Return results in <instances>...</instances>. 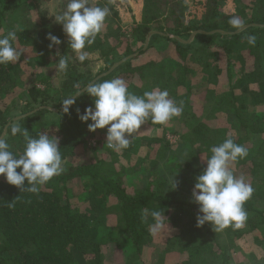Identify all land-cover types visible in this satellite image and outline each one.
Instances as JSON below:
<instances>
[{
	"label": "trees",
	"instance_id": "trees-1",
	"mask_svg": "<svg viewBox=\"0 0 264 264\" xmlns=\"http://www.w3.org/2000/svg\"><path fill=\"white\" fill-rule=\"evenodd\" d=\"M132 1L140 4V17L125 32L110 0H89L91 6L108 7L110 15L83 51L97 53L110 68L79 93L90 83L120 78L136 95L166 89L183 112L163 125L149 119L132 134L129 147L116 152L101 143L106 128L89 132L78 119L76 110L90 106V97L80 95L65 114L64 99L58 108L45 103L55 101L47 94L50 78L20 86L31 59L46 61L59 53L71 61L74 53L62 26L38 2L0 0V37L15 31L11 43L22 53L17 62L0 65V136L17 156L25 142L11 134L14 124L33 137L57 136L65 162L64 172L41 186L38 195L20 192L0 176V264H233L239 238L259 254L247 264H264V0H231L233 9L223 8L224 0H191L192 7L185 0ZM61 2L59 13L68 0ZM233 17L243 20L241 30L230 25ZM49 33L62 43L49 48ZM193 33L192 41L183 42ZM247 35L256 36L255 46L247 43ZM156 40L166 46L154 48ZM167 61L171 68L165 71ZM21 87L23 111L8 120V101ZM168 136L176 137L181 149L164 166L173 165L184 199L169 192L162 177L133 185L136 170L119 159L134 150L144 161L164 159L172 147ZM229 137L248 149L232 166L254 189L244 204L248 219L237 230L216 232L208 223L198 228V205L189 197L195 178L206 167L210 149ZM91 140L101 146L96 160L85 156ZM159 208L167 227L154 231L152 212Z\"/></svg>",
	"mask_w": 264,
	"mask_h": 264
},
{
	"label": "clouds",
	"instance_id": "clouds-1",
	"mask_svg": "<svg viewBox=\"0 0 264 264\" xmlns=\"http://www.w3.org/2000/svg\"><path fill=\"white\" fill-rule=\"evenodd\" d=\"M109 15L108 7L91 6L89 0H68L65 9L53 16L54 22L62 26L68 38V46L80 63L88 58V53L83 50L86 45L94 43ZM229 23L237 30L244 27L243 20L237 17L231 18ZM16 36L15 31H10L0 37V65H8L20 59L22 53L11 43L16 40ZM46 38L50 42L49 48L62 43L60 38L51 33ZM245 39L250 46H255V35H247ZM56 55L59 57L56 71L64 74L68 69L69 58L59 53ZM80 95L90 97L92 104L85 107L82 113L76 110L78 119L87 124L89 132L106 128V143L116 152L127 149L132 134L149 119L154 124L163 125L183 112L182 105L168 98L166 89L136 95L129 92L123 79L114 78L90 83L80 93L66 98L62 103L65 114L69 113ZM11 134L23 136L24 150L21 155H15L10 151L9 143L0 136V176L20 192L38 195L41 186L65 170L59 137L48 133L33 137L19 124L11 127ZM210 151L211 156L206 160V167L196 176L191 193L192 201L198 205L196 227L208 223L216 232L229 227L240 229L248 219L244 204L252 197L254 189L245 182L243 175L237 177L234 174L232 166L248 155V149L229 137ZM174 177L169 181L168 190L177 187ZM152 216L156 220L154 231L167 227V218L162 209L154 210Z\"/></svg>",
	"mask_w": 264,
	"mask_h": 264
},
{
	"label": "rangeland",
	"instance_id": "rangeland-1",
	"mask_svg": "<svg viewBox=\"0 0 264 264\" xmlns=\"http://www.w3.org/2000/svg\"><path fill=\"white\" fill-rule=\"evenodd\" d=\"M30 1V0H28ZM35 3H39V7L46 10L48 12V15L54 19V15L59 13V5L62 3V0H31ZM96 1V0H94ZM118 13V18L120 20L121 28L125 32H129L131 30L132 25L134 22L139 21L140 12H141V6L140 4L134 3L132 0H110ZM186 4L189 7H192L191 0H185ZM223 8H235V4L231 0H224ZM194 34V33H193ZM192 36V35H191ZM189 37L188 40H183V42H189L192 41L193 37ZM64 40L68 41L67 36L65 35ZM148 36V40H149ZM154 48L162 49L164 46H166L165 42L162 41H154L151 43ZM57 56L56 58L50 57V59L46 61H39L38 59H31L29 62L28 70L26 71L27 74L24 75V79L21 82L20 86H22L26 81H30L33 79L34 81H37L41 77H48L50 86L47 91V94L50 95V99L55 100L52 103H49L48 101L45 102L48 104V106L52 108H58L60 107V100L66 99L73 94L76 95L79 93L83 85L89 80L94 77H96L99 73H101L103 70H107L110 68L109 64L106 63L104 59L100 57L97 53H88V58L83 62L80 63L76 59V55L74 54V57L71 59L70 64L68 65L67 72L64 74H61L56 71V62H57ZM158 59H164L162 56ZM55 60V61H54ZM170 61H167V64L165 65V71L167 69L171 68V65H169ZM175 64V62H173ZM169 65V66H168ZM146 84V83H145ZM223 86V84H222ZM42 87V86H41ZM45 88V86H43ZM18 90L15 93V96L11 98L8 101V116L7 119L10 120L14 116L18 115L23 111L24 102L23 99L24 91ZM25 98V96H24ZM63 102V101H62ZM61 102V103H62ZM170 128V126H169ZM169 128H165V131L168 132ZM169 145L172 146L169 149V152L166 153V158L162 159H154V160H148L144 161L143 157L138 155V150H134L130 153V158H123V154L119 155V159H121L122 164L126 166V168H134L136 170V175L133 177L132 184L135 186H142L147 179H151L155 176L165 178L167 180V185L169 187V181L170 179L174 177L175 181L177 182V187L175 190H169V192H172L176 195L178 199H184L186 197V193L181 191L182 189L178 185V175H176V172L174 170H171V166L173 168V165L170 164L167 167L164 166V162H166V159L168 157H174L176 158L177 155H179V151L181 149L180 141L176 137H170L168 136ZM106 142V139L101 140V143L104 144ZM95 142L93 140L88 141L86 143L88 149L86 152V155L88 159L96 160V158L100 154L101 146H96L94 144ZM144 161L143 165L140 163L141 161ZM143 171L145 172L143 175ZM191 199V196H189ZM247 238V237H245ZM247 239L239 238L237 242V247L235 251H232V261L233 264H247L249 260L252 258H257L259 254H252V246H249L248 243H246Z\"/></svg>",
	"mask_w": 264,
	"mask_h": 264
},
{
	"label": "water",
	"instance_id": "water-1",
	"mask_svg": "<svg viewBox=\"0 0 264 264\" xmlns=\"http://www.w3.org/2000/svg\"><path fill=\"white\" fill-rule=\"evenodd\" d=\"M193 36H194V34H192L191 37H193ZM190 40H191V39H190ZM190 40H189V41H190ZM147 41H148V38H147ZM122 62H123V61H122ZM122 62H119V63L115 64V65L113 66V68H112L109 72L113 71V70L117 67V65L121 64Z\"/></svg>",
	"mask_w": 264,
	"mask_h": 264
}]
</instances>
